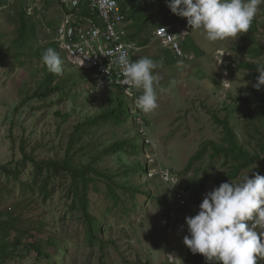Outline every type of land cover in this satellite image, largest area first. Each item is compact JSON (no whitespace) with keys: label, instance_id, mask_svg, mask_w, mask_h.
Masks as SVG:
<instances>
[{"label":"rangeland","instance_id":"rangeland-1","mask_svg":"<svg viewBox=\"0 0 264 264\" xmlns=\"http://www.w3.org/2000/svg\"><path fill=\"white\" fill-rule=\"evenodd\" d=\"M164 1L154 0L144 13L152 19L139 37L151 36V42L140 46L139 37L135 39L139 46L138 59L149 57L156 62L158 67L154 72L160 78V88L164 89L154 111L140 110L145 121V127H141L146 133L144 138L138 135L140 129L134 114L123 124H86L107 106L109 93L98 90L90 72L86 74L85 70L72 67L60 47L63 71L55 82L63 83L64 90L48 99L24 102L45 77L37 51L56 38L64 10L58 0H28L36 33L31 45L20 50L13 43L18 28L17 0L0 9V224L13 223L17 216L18 226L31 229L52 254L50 260L38 258L36 251L24 247V243L33 240L25 235L20 250H14L0 264H168V253H174L183 264H190L189 249L183 242L189 234L186 221L178 218L181 214L178 212L166 215L160 205L162 200L170 208L182 209L173 191L181 188L165 182L161 167L176 174L175 184L180 186L198 181L205 170L209 171L211 180L198 200L193 197V191L185 192L188 211L198 212L204 195L222 183L218 179L227 175L232 165V160L224 156L211 162L209 147L183 173L204 143L223 142V128L214 115L228 117L240 141L252 152L257 148L260 134L255 132L253 124L258 123L260 130L262 124L248 118L251 110L258 112L257 107L236 98L251 96L249 89L256 83V78L250 76L253 71L242 65L264 63V3L259 5L248 32L209 42L203 30L191 29L187 18L174 14L177 18L173 24L163 23ZM128 22L129 34L135 33L130 27L133 22ZM161 24L173 30L179 42L183 40L184 57L176 56L157 38ZM196 48L202 52L196 53ZM257 50L261 51L260 55ZM125 99L134 111V100ZM77 125H83L77 134L82 140L76 141L70 151L77 164L95 163L99 171L111 174L117 183L139 186V191L123 193L122 201L116 202L106 193L104 177L97 176L95 181L100 190L91 183L89 211L103 224L99 233L103 241L94 244L87 239L81 211L71 207L70 179L63 174H40L29 159H62ZM146 137L147 145L137 148L136 153H131L129 146L117 153L105 151L119 140L132 139L135 144H142ZM139 161L147 165V171L146 166L140 170ZM258 167L259 161L243 170L238 179L249 171V176L255 172L264 175ZM124 168H129V174L121 173ZM1 233L9 241L18 235L14 230L8 233L0 227ZM49 236L56 239L59 249L46 246ZM257 264H264V259L258 258Z\"/></svg>","mask_w":264,"mask_h":264},{"label":"trees","instance_id":"trees-1","mask_svg":"<svg viewBox=\"0 0 264 264\" xmlns=\"http://www.w3.org/2000/svg\"><path fill=\"white\" fill-rule=\"evenodd\" d=\"M9 1L11 0H0V9L3 6H7V4H9ZM17 3L19 6L17 10L18 28H17V36L16 38H14L13 43L18 49L22 50L24 46L31 45L32 43L31 40L36 33V22L34 20L33 15L29 13L28 0H17ZM148 6H149L148 4L140 2L139 0H123L122 2L123 10L127 15V20L133 22L130 27L135 30V33L129 35V38L131 40L137 39L143 33L146 26L149 25L152 18L151 16H147L146 14H144L145 12H147ZM163 8H164L163 23L173 24V22L176 20L177 17H175L174 13H172L170 8L167 6V0L163 2ZM93 17L96 19V16ZM253 24H255V21ZM151 40H152L151 36H147L144 38L139 37V45L145 46L149 44ZM183 45L184 47H186L185 43H183ZM48 47H52L57 52H59L58 43L55 41V39H53L45 46H40V48L37 51L38 56L41 57L42 52ZM196 49H198L196 53L202 52L200 48H196ZM166 51L168 53L170 52L169 50ZM256 53L257 55H260L261 51L257 50ZM137 59L138 57L137 55H135V60ZM257 64L258 63L251 64L249 62H245L242 65V67L250 68L253 71V73L250 74V76L256 78L259 75L256 69ZM260 64H264V63H260ZM43 70L45 72V77L43 81L40 83L38 88L34 90L32 94H30L24 99V102L32 99H48L54 93L64 90L65 86L63 85V83L55 82L57 74H53L49 72L45 65ZM85 73L87 74L86 71ZM86 77L88 78V76ZM249 91L252 92L251 96L239 97L236 98V100L241 101L243 104L256 105L257 107L256 110L258 112L255 113L254 110H251L248 116V118L250 119H254V120L256 119L257 121H261L260 123L262 124V130L259 129L258 123L253 124L255 132L260 134L257 138L258 139L257 148L254 150V152H252L247 146H245L240 141L233 126L230 124L228 117L220 118L219 116L214 115L215 120L223 128V132H224V138L222 140L223 142L217 144L216 142L210 140L204 143L202 149L196 153V155L193 157L191 162L183 171L184 174L190 170V168L193 166L192 163L195 160H199L207 152V149L209 147H211L212 149V153L210 154L212 158L211 162H213L216 158L220 156H224L226 160L227 158H230L232 160V165L230 167L229 172L223 178L218 179V182H226V181H230L231 179L233 180L238 179L243 170L249 169L251 166L255 165L258 161H259L258 170L264 171V87H262L260 90H257L252 86V88H250ZM125 96L126 94H124L123 91L109 93V95L106 97L107 106L104 107L99 112V114L95 115L94 117L86 121V124L93 125L99 122L103 124L106 122H112L114 124H123L133 114H134V121H137L135 112L132 111L131 107L129 106L128 102L125 99L127 96L126 97ZM139 110L140 109L137 108V111L141 112ZM136 124L138 125V123ZM83 125L76 126L74 133L70 136L69 146L62 159L60 160L49 159V160H39V161L35 157H29V159L34 163L35 169L40 174H43L45 172L54 173L56 175L63 174L64 176L70 179L71 181L70 192H72V196H73L71 207L72 208L77 207L81 211L82 217L86 224L87 239L89 240V243L94 244L96 243V241L101 240L99 233L102 232L103 224L100 220L97 219L95 214L89 211L90 208L89 190L91 189V183L94 182V187L98 190L99 188H97L98 186L95 183L96 178L97 176L104 177V179L107 181L106 193L108 197L113 198L116 202L122 201L123 193L126 194L133 190L139 191V186L137 188H133L131 184L127 186L126 184L121 182L117 183L111 174L99 171V169L95 166V163L77 164L75 162L74 156L70 153V151L76 141L82 140L81 138H79L77 134L81 131ZM247 125L249 126V123H247ZM138 135L143 137V134L141 132H139ZM146 145L147 144L145 139L143 140L142 144H135L132 139L119 140L109 145L105 151L117 153L119 151L126 149V147L129 146L131 153H136L137 148L141 149L143 146L145 147ZM25 156L27 157L26 153ZM138 163L140 170H142V168L145 166H146V171L148 170L147 165L144 166L141 161H139ZM1 167L2 169L7 170L6 166H1ZM129 172H130L129 168H124L121 173L123 175H127L129 174ZM47 178L45 179V182L48 180ZM210 180H211L210 173L209 171L205 170L198 181L191 180L186 185L183 186L178 185V186L184 192L193 191L194 193L193 197L198 200L200 195L206 190L207 184L210 182ZM45 185H44V189L47 191V187ZM118 189H121V191H119ZM132 197L133 196L131 195V198ZM160 205L164 208V210L166 211V215L168 216H171L172 214L177 212L178 213L185 212L184 213L185 217L183 218V220H185L186 216L195 215L198 213L192 210L184 211L183 209L170 208L162 200H160ZM18 220L19 218L16 216L15 219H13L12 221L13 223L0 224V227L3 229L4 232L8 231L9 233L13 230L18 232L17 237L12 241L7 240L5 235H3L2 233L0 234V261L7 259L10 255L14 253V250H20V246L22 244V237H24L25 235L27 237L33 238V240L31 241L28 240L26 243H24V247L27 248L29 251L32 250L36 251L38 258L44 257L50 260L52 258V254L48 250H46L45 246L40 242V240H38L34 236L31 229L19 227L17 224ZM46 246L49 248L52 247H55L57 249L60 248L59 245L57 244L56 239L50 236L46 240ZM178 261L181 262L180 260ZM187 262L190 264H203L207 262V260L202 254L199 253L193 254L189 249Z\"/></svg>","mask_w":264,"mask_h":264},{"label":"clouds","instance_id":"clouds-1","mask_svg":"<svg viewBox=\"0 0 264 264\" xmlns=\"http://www.w3.org/2000/svg\"><path fill=\"white\" fill-rule=\"evenodd\" d=\"M262 3L264 0H167L171 12L187 18L191 29L203 30L209 42L248 32ZM41 62L49 72L62 74L63 61L54 48L42 52ZM115 62L124 81L140 93L136 107L144 113L154 111L159 93L164 91L154 72L156 62L149 57L133 61L123 51ZM256 69L259 75L253 87L260 90L264 87V64H257ZM105 71L110 73L109 68ZM249 172L208 191L198 213L185 218L189 234L184 236V244L209 264H257L258 258L264 259V175L255 172L249 176ZM177 258L168 253V264H178Z\"/></svg>","mask_w":264,"mask_h":264},{"label":"built area","instance_id":"built-area-1","mask_svg":"<svg viewBox=\"0 0 264 264\" xmlns=\"http://www.w3.org/2000/svg\"><path fill=\"white\" fill-rule=\"evenodd\" d=\"M58 1L64 10V16L58 24L55 41L65 53L70 65L90 72L98 90L108 93L122 90L135 102V98L140 93L124 81L120 67L115 62L116 56L122 51L127 53L130 60L135 61V55L139 50L137 42L129 38V22L122 7L123 0ZM141 1L148 5L154 2V0ZM93 16H96V19ZM156 36L163 41L164 46L170 47L176 56L184 57L181 46L183 40L179 42L173 30L160 26ZM106 53L111 55H105ZM106 68H109L110 73L105 71ZM134 112L140 132L145 137L146 133L141 129L145 127V121L140 117L141 112L137 111V107ZM148 141L150 143V140ZM160 173L167 184L178 186V183L175 184L176 174L170 169L161 167ZM173 191L178 207L184 211L188 210L189 200L186 193L178 188ZM184 213L178 216L181 221L185 217ZM178 264L182 263L178 261Z\"/></svg>","mask_w":264,"mask_h":264}]
</instances>
